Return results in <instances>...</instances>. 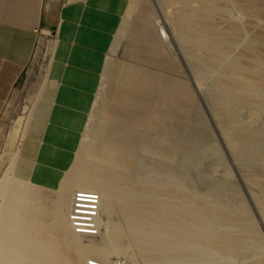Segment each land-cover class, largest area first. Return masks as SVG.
Segmentation results:
<instances>
[{
	"label": "bare ground",
	"instance_id": "bare-ground-1",
	"mask_svg": "<svg viewBox=\"0 0 264 264\" xmlns=\"http://www.w3.org/2000/svg\"><path fill=\"white\" fill-rule=\"evenodd\" d=\"M198 1L201 5L189 9L187 0H174L173 28L164 38L145 25L149 0L70 1L64 12V19H69L64 37L56 46L59 78L43 90L25 128L20 153L0 182V264H118L108 259L120 247L144 257L184 258L189 257V249L243 256L251 238L261 236L247 206L232 210L184 186L163 184L158 189L161 194L142 192L137 166L128 169L136 154L106 136L110 131L106 121L96 141L77 131L78 124L88 120V97L95 95L88 78H100L98 67L104 63L103 57L84 46L95 42L96 32L90 30L110 24L119 27L136 17L133 38L150 35L154 45L180 38L212 70L229 51L224 47L234 42V57L225 70L234 77V85L226 82L229 78L222 80L223 74L216 76L215 84L225 91L220 98L234 100L235 145L242 153L248 151L247 161L253 155L264 161V17L247 18L248 29L235 21L223 25L214 18L225 15L231 2L264 15V3ZM165 136L158 145L163 155L173 152L174 157L178 145ZM214 150L219 152V147ZM226 171L231 173L229 167ZM249 172L264 185V162ZM91 192L98 197L89 196ZM258 201L264 213V197L260 195ZM95 226L99 234L91 233ZM76 227L87 231L81 233ZM245 264H264V255Z\"/></svg>",
	"mask_w": 264,
	"mask_h": 264
},
{
	"label": "rangeland",
	"instance_id": "rangeland-1",
	"mask_svg": "<svg viewBox=\"0 0 264 264\" xmlns=\"http://www.w3.org/2000/svg\"><path fill=\"white\" fill-rule=\"evenodd\" d=\"M19 1L30 7L29 13L19 15L37 16V20L31 23L26 20L30 26L26 21H0L10 23L11 27L33 28L34 42L24 76L7 98L0 115V182L9 174L12 161L20 153L25 128L43 90L59 78L54 64L56 46L64 37V23L69 20L64 19V12L71 0ZM149 3L145 25L151 28L152 34L157 32L164 38L173 28L175 2L149 0ZM253 3L263 4L264 0H253ZM199 4L198 0H187L189 9ZM118 16L122 17V12ZM249 17L264 15L231 2L225 15L217 14L214 18L223 25H234L235 21L248 29ZM135 20L136 17L130 23H120L119 27L110 24L90 30L96 32L95 42L84 43V46L95 56L103 57L104 63L98 67L100 78H88L95 95L88 97V120L78 124V133L96 141L98 129L106 121V128L110 129L106 136L136 154L135 163L128 169L137 166L142 192L150 190L149 194H161L158 189L163 184L184 186L232 210L247 206L258 221L261 236L251 238L243 256L225 250L199 253L189 249V257L184 258L156 254L144 257L134 256L120 247L108 260L118 264H245L263 256L264 213L260 211L258 199L260 195L264 197L261 193L264 185L256 181L249 170L264 161L256 159V155L247 161L248 151L242 153L235 145L234 100L220 98L226 96L225 91L215 84L216 76L223 74L222 80L229 78L231 80L226 82L234 85V77L225 71L234 57V42L224 47L229 51L226 49L223 61L212 70L205 59L180 38L160 45H154L150 35L133 38ZM8 47L11 53L17 51ZM105 108L110 116L106 115ZM164 133L168 142L178 145L174 157H171L173 152L170 156L163 155V147L158 145ZM215 145L219 152L214 150ZM228 167L231 173L226 171ZM97 230L95 226L91 233L99 234ZM76 231L85 233L87 229L76 227Z\"/></svg>",
	"mask_w": 264,
	"mask_h": 264
},
{
	"label": "crops",
	"instance_id": "crops-1",
	"mask_svg": "<svg viewBox=\"0 0 264 264\" xmlns=\"http://www.w3.org/2000/svg\"><path fill=\"white\" fill-rule=\"evenodd\" d=\"M22 1V0H21ZM30 7L19 0H0V21L35 22L37 16H20L29 13ZM28 24L30 26L31 24ZM0 115L7 98L24 76L26 60L30 57L34 42L33 28L11 27L10 23H0ZM5 31V32H4ZM8 45L17 51L11 53Z\"/></svg>",
	"mask_w": 264,
	"mask_h": 264
},
{
	"label": "built area",
	"instance_id": "built-area-1",
	"mask_svg": "<svg viewBox=\"0 0 264 264\" xmlns=\"http://www.w3.org/2000/svg\"><path fill=\"white\" fill-rule=\"evenodd\" d=\"M89 196L98 197L96 192H91V195H89Z\"/></svg>",
	"mask_w": 264,
	"mask_h": 264
}]
</instances>
